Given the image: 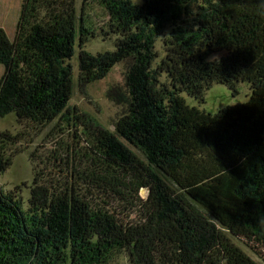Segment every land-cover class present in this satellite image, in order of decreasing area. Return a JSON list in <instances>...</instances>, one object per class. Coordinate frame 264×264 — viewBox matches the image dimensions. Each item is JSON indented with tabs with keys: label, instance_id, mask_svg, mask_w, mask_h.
Here are the masks:
<instances>
[{
	"label": "trees",
	"instance_id": "1",
	"mask_svg": "<svg viewBox=\"0 0 264 264\" xmlns=\"http://www.w3.org/2000/svg\"><path fill=\"white\" fill-rule=\"evenodd\" d=\"M82 1L77 14L73 0H22L14 36L0 26V116L40 128L67 112L76 45L81 85L126 62L124 90L107 93L126 110L114 131L90 122L88 171L58 184L37 173L26 207L0 188V264H111L120 251L130 264H260L226 232L264 247V0ZM91 1L106 16L99 29L116 36L113 50L83 49L95 34ZM214 83L233 94L246 83L248 97L208 112L182 96L203 103ZM21 135L0 131V174ZM89 188L137 207L138 219L95 202Z\"/></svg>",
	"mask_w": 264,
	"mask_h": 264
},
{
	"label": "rangeland",
	"instance_id": "2",
	"mask_svg": "<svg viewBox=\"0 0 264 264\" xmlns=\"http://www.w3.org/2000/svg\"><path fill=\"white\" fill-rule=\"evenodd\" d=\"M22 0H0V26L5 30L9 38L15 34L19 8ZM140 1V0H136ZM82 0H73L77 14L80 12ZM197 4L190 7L188 13L183 16L186 21L196 18ZM84 13L95 27V34L89 38L83 49L91 54L103 53L114 49L116 36L106 34L99 28L106 18L104 10L95 1L86 4ZM171 26L167 25L154 41L155 58L152 66L156 68L166 55V39L171 32ZM80 48L75 46L73 56L67 60L73 72L72 95L68 102V110L44 127H36L28 120L19 121L14 112L0 116V131L9 130L12 133H21L19 142L8 149L11 154V164L0 174V188L18 196L27 206L30 196V186L33 179H45L58 184L69 180L73 169L86 171L90 169V154L93 145L94 127L90 122L114 131V124L125 112L126 105L117 103L108 97L111 87H119L124 90V75L126 62L114 64L107 75L99 80L81 85L78 81V53ZM221 54L211 55L210 58L219 57ZM3 73V65L0 64V77ZM159 80L169 83L164 72H159ZM249 88L246 83H241L237 88V94L223 84L214 83L205 93L204 102L189 97L186 93L182 96L189 105L199 106L208 112H215L219 108L243 102L247 99ZM75 115L79 118L75 119ZM132 148V147H131ZM86 192L85 185L79 183ZM92 199L102 204L109 203V208L114 211H122L128 215L123 219H138L139 210L126 203L118 201L114 197L104 198L100 189L89 188ZM146 189H140L139 196L145 197ZM112 196V195H110ZM230 240L240 247L248 256L260 264H264V247L247 242L240 237L226 232ZM111 264H130L126 251L114 253Z\"/></svg>",
	"mask_w": 264,
	"mask_h": 264
}]
</instances>
